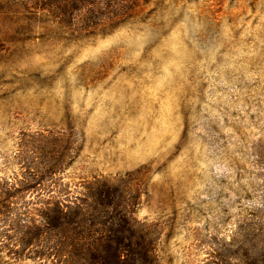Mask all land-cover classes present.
Here are the masks:
<instances>
[{
	"label": "rangeland",
	"instance_id": "374dc122",
	"mask_svg": "<svg viewBox=\"0 0 264 264\" xmlns=\"http://www.w3.org/2000/svg\"><path fill=\"white\" fill-rule=\"evenodd\" d=\"M133 3L89 28L0 7V177L56 134L74 176L131 173L159 264L247 262L264 222V0Z\"/></svg>",
	"mask_w": 264,
	"mask_h": 264
},
{
	"label": "trees",
	"instance_id": "16d2710c",
	"mask_svg": "<svg viewBox=\"0 0 264 264\" xmlns=\"http://www.w3.org/2000/svg\"><path fill=\"white\" fill-rule=\"evenodd\" d=\"M29 20L94 27L122 19L133 0H0ZM133 11V10H132ZM16 18L22 17L16 15ZM73 22V23H74ZM30 140L21 170L0 177V261L11 264H159L149 224L136 215L141 191L130 172L119 176L70 172L72 142L51 133ZM41 143L32 144L31 143ZM258 213V212H257ZM264 219V217H263ZM256 249L237 264H264V222Z\"/></svg>",
	"mask_w": 264,
	"mask_h": 264
}]
</instances>
